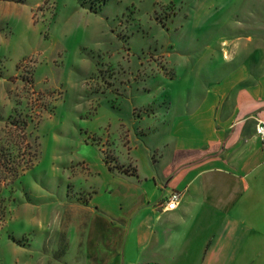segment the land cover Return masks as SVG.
<instances>
[{
	"label": "rangeland",
	"instance_id": "obj_1",
	"mask_svg": "<svg viewBox=\"0 0 264 264\" xmlns=\"http://www.w3.org/2000/svg\"><path fill=\"white\" fill-rule=\"evenodd\" d=\"M243 1L0 0V264H72L77 201L133 209L177 117L244 67Z\"/></svg>",
	"mask_w": 264,
	"mask_h": 264
},
{
	"label": "crops",
	"instance_id": "obj_2",
	"mask_svg": "<svg viewBox=\"0 0 264 264\" xmlns=\"http://www.w3.org/2000/svg\"><path fill=\"white\" fill-rule=\"evenodd\" d=\"M243 2L244 67L227 70L177 117L169 162L132 210L111 218L94 197L75 203L88 214L79 221L92 246L72 264H264V142L256 132L264 120V0ZM172 190L182 199L165 210ZM108 226L117 234L109 244L102 247V235L90 240Z\"/></svg>",
	"mask_w": 264,
	"mask_h": 264
},
{
	"label": "built area",
	"instance_id": "obj_3",
	"mask_svg": "<svg viewBox=\"0 0 264 264\" xmlns=\"http://www.w3.org/2000/svg\"><path fill=\"white\" fill-rule=\"evenodd\" d=\"M256 132L264 142V120H260L256 127ZM182 199L180 190H172L170 194L161 202L162 208L165 210H175L178 208Z\"/></svg>",
	"mask_w": 264,
	"mask_h": 264
},
{
	"label": "trees",
	"instance_id": "obj_4",
	"mask_svg": "<svg viewBox=\"0 0 264 264\" xmlns=\"http://www.w3.org/2000/svg\"><path fill=\"white\" fill-rule=\"evenodd\" d=\"M19 171H18V169H13V172L11 171V175H12V178H15L16 176H18L19 175ZM0 209H3V200L2 199H0Z\"/></svg>",
	"mask_w": 264,
	"mask_h": 264
}]
</instances>
